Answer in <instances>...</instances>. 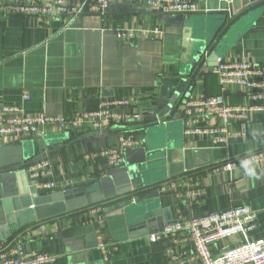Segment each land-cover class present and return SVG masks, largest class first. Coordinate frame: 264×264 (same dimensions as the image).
<instances>
[{
    "label": "crops",
    "instance_id": "0c3cea01",
    "mask_svg": "<svg viewBox=\"0 0 264 264\" xmlns=\"http://www.w3.org/2000/svg\"><path fill=\"white\" fill-rule=\"evenodd\" d=\"M182 1L197 2L206 9V0ZM195 15H163L137 1L112 3L103 16L85 15L66 28L54 20L41 23L30 17L0 18V107L17 106L27 115L66 116L94 109L105 99L137 96L140 111L146 114V123L133 129L138 146L128 153L124 167H109L104 158L85 159L116 145L119 137L116 129L48 130L45 137L52 146L40 156L48 164L49 175L39 182L54 186L49 190L38 189L41 195L92 185L114 186L121 183L126 171L138 176V167L153 159L151 153L161 143L160 137L171 145L177 144L174 130H167L166 138L151 131L177 91L184 27ZM117 30H158L160 34L133 39L125 36L120 40L115 35ZM231 43L222 59L244 58L264 69V10ZM210 71L211 67L201 69L194 85L187 88L186 93L190 91L192 99L219 94L217 77ZM24 92L28 100H23ZM226 101L241 105L244 97L235 94ZM175 104L171 108L177 110L179 103ZM169 121L181 122L173 121L172 117ZM238 130L233 127V131ZM27 138L0 146V241L6 247L18 242L25 251L55 255L54 264H198L194 245L184 231L151 243L149 237L153 233L136 236L122 230L116 215L108 216L110 213L103 211L108 206L42 221L13 234L7 226L2 201L17 195L19 173L24 169L28 172L29 168L22 170L23 165L37 158L23 157L29 152L22 154L21 147L29 143L33 146L32 142H25ZM184 142L185 155L179 156L172 149L171 163L162 168L164 179L170 184L147 195L133 196L130 203L152 195L158 199L155 206L165 211V219L178 222L248 206L257 211L256 227L248 238H263L264 164L239 165L227 171L221 167L264 150V112L251 117L243 138H231L226 145H213L198 137ZM240 241L238 237L220 241L212 246V254ZM100 242L109 244L105 252L97 247Z\"/></svg>",
    "mask_w": 264,
    "mask_h": 264
},
{
    "label": "built area",
    "instance_id": "2783aa9c",
    "mask_svg": "<svg viewBox=\"0 0 264 264\" xmlns=\"http://www.w3.org/2000/svg\"><path fill=\"white\" fill-rule=\"evenodd\" d=\"M142 2L148 10L163 15H193L206 12L197 2L182 0H0V18L30 17L46 23L58 21L63 28L75 19L85 15L103 16L108 6L115 2ZM153 32L123 30L115 31L118 39L127 36L149 38ZM216 77L219 94L200 95L197 99L183 96L179 104L185 103L181 118L182 137L206 138L213 145H226L231 138H243L245 126L255 113L264 112V69L248 59L217 58L211 71ZM235 94L244 97L241 105H230L226 98ZM27 92L23 100H28ZM171 108L154 123H166L176 112ZM146 114L140 111V99L137 96L105 99L94 109L74 111L69 115L50 116L45 114H24L20 107L3 105L0 107V146L19 138L44 137L48 130L76 131L86 129L104 132L108 129L119 131L116 145L103 148L85 157L104 158L109 167L126 166V156L138 146L135 127L146 123ZM237 126L239 130L233 131ZM264 164V150L232 160L222 165L221 170L250 164ZM30 178L38 189L49 190L51 183H40L41 178L49 175L47 162L41 161L28 168ZM257 211L248 206L230 208L223 212L212 213L195 220L176 222L162 232L149 237L154 243L161 238L174 237L184 231L192 241L198 264H264V237L250 240L248 234L256 227ZM238 237L241 241L233 246L222 248L216 255L211 248L220 241ZM109 244L98 243L97 247L105 252ZM57 256L25 251L21 243L6 247L0 241V264H54ZM174 260V257H173Z\"/></svg>",
    "mask_w": 264,
    "mask_h": 264
},
{
    "label": "water",
    "instance_id": "95a60500",
    "mask_svg": "<svg viewBox=\"0 0 264 264\" xmlns=\"http://www.w3.org/2000/svg\"><path fill=\"white\" fill-rule=\"evenodd\" d=\"M263 10L264 0H206V12L196 14L186 21L181 42L180 83L171 104L166 107L168 111L176 105L175 103L181 101L188 87L191 89L198 72L204 67H215L217 58H222L221 54L225 48H229L231 42L240 37L241 30ZM189 94L190 91L185 97ZM177 108L172 116L173 121L181 120L185 103L182 101ZM164 113H161L159 118ZM156 124L154 123V126H157ZM160 138L161 143L157 146V150L151 153L153 159L138 167L137 177L131 176L127 169L122 168L126 172L123 177L121 176V183L116 185L114 183V186L92 185L75 191L65 190L61 193L41 195L36 182L30 178L29 172L24 167L40 163L42 161L40 155L52 145L50 139L45 136L28 137L25 142H32L33 146L31 147L29 143L21 147L22 154L29 152V155L23 157L37 158L23 165L22 170H24L19 173L21 183L17 195L2 201L8 228L15 234L29 225L102 206H108L103 210L105 213H110L106 215H116V222L122 230L136 236L159 233L166 227L174 225L177 221L165 219L163 216L165 211H162L159 205L155 206L158 200L156 197L150 195L130 203V198L133 196L147 195L170 184L171 181L164 179L162 168L171 163L172 149H176L179 156L185 155L184 139L177 140V144L171 145L168 140L164 141L162 137ZM142 167L147 170H143ZM114 180L117 182V179ZM107 221L111 223L110 220Z\"/></svg>",
    "mask_w": 264,
    "mask_h": 264
},
{
    "label": "rangeland",
    "instance_id": "374dc122",
    "mask_svg": "<svg viewBox=\"0 0 264 264\" xmlns=\"http://www.w3.org/2000/svg\"><path fill=\"white\" fill-rule=\"evenodd\" d=\"M223 54L224 53H222L221 55H223ZM167 111H168L167 109H164L163 112L166 113ZM167 130H168V132H171L172 130H174L175 138L177 140L182 139V136L183 135H182V123L181 122L180 123L177 122V123H173V124H171V121H169V122L167 121L165 124L164 123H158L157 126H152V131L151 132H155V131L156 132H159L160 133V136H164L165 137V134H166ZM160 131H162L163 133H161Z\"/></svg>",
    "mask_w": 264,
    "mask_h": 264
}]
</instances>
